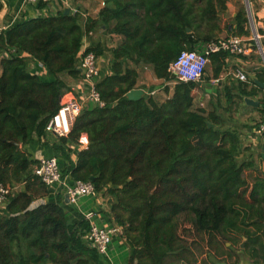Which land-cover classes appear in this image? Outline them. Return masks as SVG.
<instances>
[{"label": "trees", "instance_id": "obj_1", "mask_svg": "<svg viewBox=\"0 0 264 264\" xmlns=\"http://www.w3.org/2000/svg\"><path fill=\"white\" fill-rule=\"evenodd\" d=\"M227 1L103 0L98 17L84 25L76 11L59 10L0 33V53H6L0 56V182L22 184L0 212V264H89L98 257L82 239L88 220L67 218L60 194L47 199V188L32 173L37 160L23 147L44 134L70 89L68 78H81V55L92 51L99 64L106 50L100 42L82 48L84 35L99 26L121 37L109 48L107 72L95 82L104 105H84L53 149L64 161V174L91 181L111 199L109 213L123 227L127 264L184 260L190 249L185 237L194 235L205 236L215 255L223 252L221 238H245L243 247L264 259V172L253 159H238L239 129L226 126L214 108L195 106L198 83L179 81L168 71L181 50L216 39L224 29L249 35L243 5L232 23L222 18ZM29 59L42 62L46 75L31 71ZM142 64L173 83L169 97L127 96L136 89ZM254 77L250 82L257 87L239 82V98L262 90L264 68ZM226 98L232 102L233 94ZM254 109L263 119L264 106ZM80 137L87 148L72 159L65 145Z\"/></svg>", "mask_w": 264, "mask_h": 264}, {"label": "crops", "instance_id": "obj_2", "mask_svg": "<svg viewBox=\"0 0 264 264\" xmlns=\"http://www.w3.org/2000/svg\"><path fill=\"white\" fill-rule=\"evenodd\" d=\"M2 3V7L0 10V23L7 26V28L11 27L13 24L22 21L27 18L36 17V16H45L48 14H55L59 10H75L77 14L80 17L81 24L84 25L88 19H96L98 17L99 10L103 7L102 0H56L48 5H43L40 7V4H25V0H0ZM251 4V17L253 16L255 30L252 28V25L250 24L248 20V24L250 25L252 31L254 30L259 35V40L262 42L260 45H262L263 51H264V0H248ZM228 7V6H227ZM228 9V8H227ZM227 11V10H226ZM235 13L233 14V16ZM248 17V16H247ZM235 24H233V28H235ZM253 31V34H254ZM107 32H105L104 28L99 26L97 28H94L89 33L85 34L83 37V46L82 48H86L91 43H98L100 42L102 45L106 41ZM117 37L118 41H121V37L114 35ZM231 36V35H230ZM238 36V35H233ZM229 37V36H226ZM242 39L243 43L247 46H250V50L247 52V54H240V55H230L227 54L225 56L219 57L217 60H212L209 58V62L206 65L205 70L207 69V66L210 64V70L212 71L211 78L206 76L205 78L207 80L202 81L198 86L200 87L201 94L198 96V102L195 99V101L198 104H202L206 102L209 99L211 100V96L215 95V92H217L218 89V83L220 82V87H223L225 91V95L227 92L232 93L233 89L234 94H238L237 85L239 82H242L238 79H236L233 75V72L240 70L244 71L249 79L248 89L252 86L257 87V84L251 83L250 80L255 81V73L262 70L264 68V59L262 56H258L256 51L253 50L251 43H246L245 40L251 39V36H238ZM220 37V34L218 36ZM118 42V43H119ZM200 45V44H199ZM5 52L0 53V56L3 55ZM6 54V53H5ZM99 63L102 64L99 65V76L107 72V68L104 67V61L99 58ZM262 60V61H261ZM263 62V63H262ZM107 67V64H106ZM29 68L31 71H35L34 68V60L29 59ZM105 68V69H103ZM40 74L46 75V71L44 70ZM154 74V73H153ZM217 74V75H215ZM231 76H226V75ZM217 76L218 78H212ZM46 78H48L46 76ZM154 80L152 81L153 84H156V93L152 95L155 99L161 101L165 98L169 97L172 94V85L171 82H165L162 79H158L153 76ZM204 78V79H205ZM220 78V79H219ZM227 79V80H225ZM215 81V83H212V81ZM68 83L70 85V89L63 94L62 99H65L70 96H74L76 98L84 97L87 93L88 84L87 82L83 81L82 78L78 79H72L68 78ZM224 83V84H223ZM248 83V82H247ZM215 84V85H213ZM217 85V86H216ZM236 85V86H235ZM164 86H168V90L164 89ZM155 87V86H154ZM236 87V88H234ZM262 90L257 91L256 94L253 96L245 98H250L254 102L257 103V105L253 104H245L243 107L244 113H247V116L254 115L255 113H259L256 108L259 106L260 108L264 106V104L260 101L262 98V92H264V84H261L259 86ZM146 88L144 86V80L140 77L137 79L136 89L142 90V92H146ZM198 92V93H199ZM233 94V95H234ZM196 103V104H197ZM197 104V105H198ZM251 106V109L249 108ZM208 109V108H206ZM263 117V116H262ZM261 117V118H262ZM260 121V119H259ZM254 127L250 128L251 133L252 129ZM245 137L247 139V143L243 144L242 142V151L239 154L238 159H246L254 160V167L257 169H260V173L264 172V150L260 149L259 153H262V159H256L255 154H257L256 147L252 146L250 143H259L260 141L264 143V139L262 138H256L254 135H250V132H247L248 129L245 127ZM250 136V137H249ZM254 141V142H253ZM57 139L55 140V143H57ZM245 145V146H243ZM251 145V146H247ZM47 147V148H46ZM262 148V146H261ZM25 149L28 153H30L31 158L37 159L39 156H49L52 154V148L48 147V145H45L41 141L37 140L36 138L34 141H32L30 144H27L25 146ZM74 154V153H73ZM76 156V155H75ZM75 156L71 154L72 159H75ZM56 196L53 194L48 195L47 199H53ZM63 207L65 209V212L67 214V218L72 219L74 221H77L81 216H85L86 214H90V220L94 223L101 224V225H114L115 222L113 220V217L111 216L110 212V204H109V198L106 195H103L102 193H99L97 197L94 196H85L78 200L76 205H70L66 204L65 201L62 202ZM5 208L0 207V212H4ZM264 228V224H263ZM264 241V237H262ZM244 241L245 238L241 239V248L237 252L239 255V259L237 260V264H264V259L259 257L258 255H253V250L250 247L244 248ZM257 250V247L254 248ZM255 252V251H254ZM108 258H91L89 261V264H109V262H112L113 264H127V258H128V246L125 243L124 238L121 235H115L113 236L110 244L108 245ZM232 260L227 264H233L232 261L235 259L234 256L230 257ZM225 264V263H223Z\"/></svg>", "mask_w": 264, "mask_h": 264}, {"label": "built area", "instance_id": "obj_3", "mask_svg": "<svg viewBox=\"0 0 264 264\" xmlns=\"http://www.w3.org/2000/svg\"><path fill=\"white\" fill-rule=\"evenodd\" d=\"M56 0H25V4H51ZM102 4L104 2L102 0ZM75 10H72L74 12ZM7 29V26L0 23V33ZM254 31V30H253ZM254 36L259 42V35L254 31ZM250 46L243 43L238 36L221 37L200 44L197 48L189 50L183 49L177 57L170 62L168 71L173 74L179 81L196 82L200 84L204 80L205 68L209 62V58L213 53L226 52L230 55L247 54ZM34 60L35 73L43 72L44 66L42 62ZM78 69L81 73L83 81L87 82V93L84 97L76 98L74 96L61 99L60 106L52 115L50 120L45 125L44 134L40 140L48 147L52 148V154L49 156H39L37 162L32 165V173L45 185L48 194H60L64 201L67 196V203L76 205L78 200L85 196L97 197L100 192L95 190L91 181L71 180L68 174H64V161L61 158L60 152L53 149L54 144H61L59 138L67 137L75 117L79 114L84 105H92L101 107L104 102L101 100L99 92L95 88V82L99 77L98 59L94 52H84L78 62ZM236 79L242 82H249V79L244 71L237 70L233 72ZM215 81L213 80L212 83ZM154 94V91L150 92ZM202 106V104H199ZM252 134L256 138L264 139V118L252 129ZM57 139V143L55 140ZM88 141L85 137L78 138L76 143H68L66 149H71V154L79 149L87 148ZM14 191V187L9 184L0 182V207H4L7 202V197ZM46 198L39 199L33 205L39 202H45ZM90 214L83 216L88 220V228L83 234V241L95 253L102 258H108V245L113 236L123 235V227L119 224L111 226L94 223L90 220ZM109 264H113L109 262Z\"/></svg>", "mask_w": 264, "mask_h": 264}, {"label": "rangeland", "instance_id": "obj_4", "mask_svg": "<svg viewBox=\"0 0 264 264\" xmlns=\"http://www.w3.org/2000/svg\"><path fill=\"white\" fill-rule=\"evenodd\" d=\"M250 3V2H249ZM245 1L244 0H228L227 1V11L222 15V18L225 19L228 23H232V17L233 14L236 13L237 8L240 5L244 6ZM250 6V12H251V4ZM252 14V12H251ZM252 18V28L255 30V25H254V20H253V16ZM248 29H249V35H245V36H251V39L245 40L246 43H251L252 48L254 51H256V53L258 54L259 57L264 56V51L262 48V45H260V43L262 44V40L260 41L258 39L259 42H256V37L253 34V31L250 27V25L248 24ZM106 41L104 42L103 46L106 48L104 56L102 57L103 61H104V67H106V64H108V61L110 59V52H109V48L116 46L117 44H119L120 42L118 41L117 37L114 36V34H110L107 33L106 34ZM233 36L235 35V33L231 30H227L224 29L221 33H220V37H226V36ZM119 42V43H118ZM262 61V60H261ZM263 63V62H262ZM102 64L99 63V65ZM210 64L212 65V63H209V65L207 66V69L205 70V74H204V78L206 76H208L209 78H211V70H210ZM264 66V65H263ZM103 68V69H105ZM217 75V74H215ZM154 74H153V70H152V66L149 64H142L139 69H138V77L142 78L144 80V86L147 87L146 88V92L147 94H151V91H154L156 93V84H153V78ZM226 76H231L226 75ZM212 78H218L217 76L212 77ZM220 79V78H219ZM207 80L206 78L203 80L205 81ZM227 80V79H225ZM222 82V81H220ZM217 82L215 84H217L219 87L217 89V92H215V95L211 96V100L209 99V101L207 100V103L204 102L203 106L204 108H208V109H212L214 108L224 119V123L226 126H231V127H235L237 129L240 130L241 132V141L243 142V144L247 143V139L245 137V127L248 129L247 132H250V135H253L251 133V129L252 127L256 126L259 123V119L261 120L262 115L260 113H255L254 115H250L247 116V113H244L243 111V107L246 104L244 99L239 98L237 95L234 94V89L232 91L233 95V101L229 102L226 98L225 95V91L223 89V87H220L221 83ZM213 84V85H215ZM220 84V85H219ZM224 84V83H223ZM216 85V86H217ZM155 86V87H154ZM236 86V85H235ZM237 87V86H236ZM234 87V88H236ZM200 91V90H199ZM201 94V92L197 93L196 95V100L198 102V96ZM194 100V104L195 106H197V103ZM197 103V104H196ZM199 106V104H198ZM251 109V106L249 107ZM248 126V127H247ZM250 137V136H249ZM254 142V141H253ZM252 146L256 147V159L258 158V154L260 152L261 146L263 145V143L260 141L259 143H250ZM251 145H247V146H251ZM245 146V145H243ZM25 149V147H23ZM47 148V147H46ZM26 150V149H25ZM75 156V153L72 154V156ZM13 184L14 190H18L21 187V183H17V182H13L11 183ZM186 238V242L188 244V246L190 247L189 252L187 253V257L184 258V260H180V261H175L174 264H227L229 262V260L231 261L232 256L235 257V259L232 261L233 264H237V260L239 259V255H237L238 251L241 248V240H238L237 242H231L229 240H226L225 238H221L220 239V244L223 248V252L220 255H215L214 254V250L213 248H210L207 243H206V237L203 236V238H199L198 236L194 235V237H185ZM229 259V260H228Z\"/></svg>", "mask_w": 264, "mask_h": 264}, {"label": "water", "instance_id": "obj_5", "mask_svg": "<svg viewBox=\"0 0 264 264\" xmlns=\"http://www.w3.org/2000/svg\"><path fill=\"white\" fill-rule=\"evenodd\" d=\"M245 1V4H244V7H245V10H246V13H247V16H248V20L250 22V24L252 25V18H251V12H250V6H249V1L248 0H244ZM69 11V9H65L64 12L67 13ZM189 30V29H187ZM263 59H264V56H263ZM79 70V69H78ZM142 93V90L140 89H133L131 90L130 92L127 93V96L129 98H136L138 97L140 94ZM245 103L246 104H253V105H257L256 102H254L253 100H251L250 98H245ZM262 150H264V143L262 145ZM64 201L65 203H67V196L65 195V198H64ZM109 201H111V199H109Z\"/></svg>", "mask_w": 264, "mask_h": 264}]
</instances>
